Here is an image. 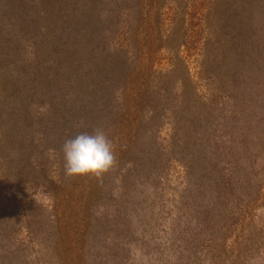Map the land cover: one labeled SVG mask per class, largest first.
<instances>
[{"label":"trees","instance_id":"obj_1","mask_svg":"<svg viewBox=\"0 0 264 264\" xmlns=\"http://www.w3.org/2000/svg\"><path fill=\"white\" fill-rule=\"evenodd\" d=\"M67 1L0 0V193H30L20 226L0 205L1 242L18 226L17 243L51 235L53 250L69 255L73 239L81 262L86 234L117 213L122 179L148 182L156 170L154 151L133 152L165 141L164 127L171 139L185 126L188 141L217 147L212 168L228 188L250 175L263 187L264 0ZM95 129L111 140L115 166L66 177L65 142ZM41 197L44 233L34 227Z\"/></svg>","mask_w":264,"mask_h":264},{"label":"rangeland","instance_id":"obj_2","mask_svg":"<svg viewBox=\"0 0 264 264\" xmlns=\"http://www.w3.org/2000/svg\"><path fill=\"white\" fill-rule=\"evenodd\" d=\"M215 9L218 12L221 6ZM131 11L136 15V8ZM73 25L80 37L77 19H73ZM6 29L0 28V35H5ZM90 46L88 53L92 52ZM84 49L80 52L84 53ZM171 133L172 126L164 127L161 138L165 141L147 140L134 150L133 153L154 151L156 170L147 174L151 176L148 182L143 174L122 179L126 186L122 197L116 198L117 213L95 224L86 234L83 251L87 253L81 262L73 239L69 240L70 254L63 255L53 250L51 235L36 237V247L26 240L17 243L18 232H22L17 226L8 242L0 238V264H264V185L259 189L260 182L252 181L254 177L250 175L235 178L236 185L228 188L226 180L220 179L222 173L212 168L218 157L217 147L188 141L185 126L178 127L172 139ZM149 187L159 194L158 198L148 194ZM106 194L104 205L109 202ZM29 198L30 193L1 191L0 205L16 214L13 217L19 218L20 226L28 218ZM42 202L41 197L33 209L34 227L44 233L47 213H42ZM242 203L252 205L244 218L239 212Z\"/></svg>","mask_w":264,"mask_h":264},{"label":"clouds","instance_id":"obj_3","mask_svg":"<svg viewBox=\"0 0 264 264\" xmlns=\"http://www.w3.org/2000/svg\"><path fill=\"white\" fill-rule=\"evenodd\" d=\"M65 176L100 178L116 164L114 147L102 129L79 134L63 146Z\"/></svg>","mask_w":264,"mask_h":264}]
</instances>
